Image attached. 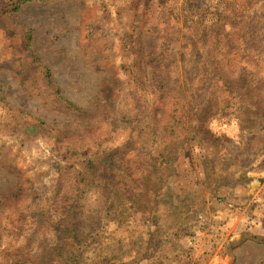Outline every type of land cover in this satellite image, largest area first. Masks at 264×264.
I'll return each instance as SVG.
<instances>
[{"label":"rangeland","instance_id":"rangeland-1","mask_svg":"<svg viewBox=\"0 0 264 264\" xmlns=\"http://www.w3.org/2000/svg\"><path fill=\"white\" fill-rule=\"evenodd\" d=\"M0 264H264V0H0Z\"/></svg>","mask_w":264,"mask_h":264},{"label":"trees","instance_id":"trees-1","mask_svg":"<svg viewBox=\"0 0 264 264\" xmlns=\"http://www.w3.org/2000/svg\"><path fill=\"white\" fill-rule=\"evenodd\" d=\"M45 76H46L47 79H49V80L51 79V73H50L49 70H46ZM58 91H60V90H58ZM67 103L70 104V105H72L73 107H75V109H79L77 106L73 105L72 103H70L68 101H67ZM137 203H139V202H137Z\"/></svg>","mask_w":264,"mask_h":264}]
</instances>
